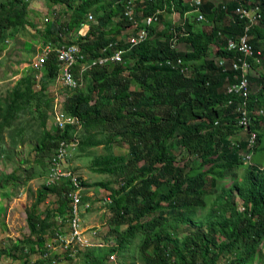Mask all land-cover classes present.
Masks as SVG:
<instances>
[{
    "label": "trees",
    "instance_id": "obj_1",
    "mask_svg": "<svg viewBox=\"0 0 264 264\" xmlns=\"http://www.w3.org/2000/svg\"><path fill=\"white\" fill-rule=\"evenodd\" d=\"M29 1L0 0V51L26 26L35 28L29 18ZM128 1L45 0L63 5L66 10L63 15H68L67 19L54 23L49 35H45V44L77 43L89 59L99 55L100 47L116 41V48L125 49L122 56L133 62L127 68L122 63L94 65L84 75L86 92L83 88L75 90L63 102V109L81 120L79 150L86 154L91 146L101 142L107 150L93 156L91 169L115 177L97 183L108 191L111 199L106 203L111 213L107 219L108 234H115L118 244L110 250L126 253L131 239L139 234L142 235L139 255L143 264H220L226 253L230 254L226 264H264L262 172L251 168L241 179L232 173L233 182L227 187L221 184L227 169L235 167L238 171L242 166L243 159L238 154L246 143L229 131L235 125L231 109L236 101L244 102L250 110L264 107V74L259 80L263 85L260 91L241 97L234 89L227 91L242 79L241 71L232 70L228 64L220 65L211 58L213 45L222 48L220 44L226 42V36L240 33L242 23L220 6L217 9L205 1L207 21L204 23L210 26L209 30L201 31L187 19L183 23L186 32L166 24L162 37H156L154 24L148 38L129 48L130 43L117 37L121 30L134 25L124 15ZM250 1L258 2L264 12V0ZM187 8L184 0H155L136 14L137 27H143L144 18L156 9L179 10L183 17ZM89 12L97 20L86 36L80 35L78 30L87 21ZM115 16L117 22L110 23ZM255 32L258 38L264 37V28ZM111 34L114 36H108ZM176 38L187 49H176L173 46ZM113 49H109L110 54ZM217 53L234 54L223 49ZM179 59L189 66L186 71L178 70ZM45 62L40 80L35 77L36 71L31 70L7 97L0 99V155L8 159L12 158L15 146L26 138H35L37 156L50 157L58 141L69 139L78 125L67 124L57 132L56 128L47 127L53 101L45 91L47 83L55 81L60 63L54 53ZM79 68V64L73 67L76 75ZM133 83L140 89L133 90ZM37 85L39 89L35 91ZM31 111L35 112L32 116L37 119V128L31 127L29 133L31 121L18 120ZM261 119L264 122V115ZM15 122L17 127L10 142L4 129ZM260 123L253 129L259 130ZM96 132L102 133V137H96ZM263 133L259 136L263 137ZM116 138L127 141V154L112 150ZM26 170L27 176L34 175L33 166ZM18 171L19 167L10 173L2 172L0 189L12 184L17 187L22 180ZM68 184L65 180L44 182L42 189L36 190V202L27 209V223L34 238L15 242L7 251L9 257L17 259V251L29 244L40 254L37 264L51 262L46 234L51 230L52 236L59 230L52 219L55 215L62 217L61 223L65 222L69 209L66 194L73 189ZM219 187L221 190L214 194ZM49 194L56 196L58 205L46 209L43 215L36 206ZM90 199L83 195L84 201ZM199 208L208 209L207 213L199 217L196 213ZM181 227L186 234H180ZM46 253L48 256L44 257ZM69 255L70 248H67L64 254L55 256L63 261L69 260ZM107 256L108 253L97 255L91 262L104 264ZM25 262L28 264L29 260L26 258Z\"/></svg>",
    "mask_w": 264,
    "mask_h": 264
},
{
    "label": "rangeland",
    "instance_id": "obj_2",
    "mask_svg": "<svg viewBox=\"0 0 264 264\" xmlns=\"http://www.w3.org/2000/svg\"><path fill=\"white\" fill-rule=\"evenodd\" d=\"M184 5L189 8L190 1L184 0ZM64 8L63 5L50 4L45 2V0L29 1V18L33 20L35 28L26 26L23 30L19 31L15 39H11L6 43L0 51V99L7 97L18 81L30 74V65L34 63L42 53V46L45 44V35H49L51 28L56 21L67 19V13L63 15V12H66ZM137 9L136 5V10ZM193 18L194 13L190 14V19ZM96 20V16L93 15L91 24L96 22ZM117 20V17H115L110 23H116ZM167 23L180 27L182 25L180 13L166 12L164 17H161V21L158 22L155 34L156 37H162L161 31L162 29H165ZM196 25L201 28V31L209 30V26L203 22H197ZM132 30L133 27L125 29V31H123L124 36ZM62 38L65 41L67 40V37L65 36H62ZM177 48L185 50L186 46L184 43H177ZM216 51L217 45H214L211 57H215ZM126 60L129 61L130 59L126 58ZM259 71H261V68H259ZM38 85L35 87V91L39 89ZM131 88L133 90L140 89L134 83ZM84 92H86L85 89ZM45 93L49 98H52V101H54L52 107L53 110H56L61 109L63 105L62 103L68 96L69 91L65 88L63 82L57 78L55 81L47 83ZM51 112L53 111L51 110ZM51 112L48 115L47 127L52 130L56 128V123ZM32 115H35L34 111H31V113L26 112L22 115V118L18 120L21 123H27V120L28 123L31 121L29 133H31V127L32 129L37 128V119L35 117L33 118ZM77 123L82 125L80 122ZM16 127L17 124L15 122L13 126H7L4 129V135L10 142ZM78 134L79 132L77 131V136ZM17 137L18 136H16V138ZM96 137H102V133L96 132ZM170 142L175 143L173 139H170ZM35 144V138H26L23 142H20L15 146L12 151V158L8 159L6 156L2 154L0 155V175L2 172L10 173L19 167L18 172L22 178L17 187H14L12 184L11 186L0 189V264H27V262H25L26 258L29 260L28 264H37L40 259V254L36 247H30L29 244L24 250L17 251V259H13L7 255L8 249H11L15 242L26 238H34V234L30 232L27 223V209L32 207L36 202V190L42 189L44 182L47 183L46 178L49 173L50 165L49 156L36 155L34 149ZM112 150L117 153L127 154V141L116 138ZM106 151L103 142L96 146H91L86 154L79 149L77 151L70 150V154L72 155L68 156L65 162L68 169H73L79 176H81L84 182L88 184L87 186L85 185L86 190L83 191V194L91 197L92 208L83 215L82 221L87 227L97 228L99 230V235L92 239L91 245L83 248L76 247L70 250L69 260L62 261L59 258H56L55 255L64 254L65 249L60 245L56 247L53 246L54 248L52 247L49 249L51 262L46 264H94L91 262L93 257L113 253L110 249L117 247L118 243L115 234H108L110 226L107 223V219L110 217L111 213L103 201V197L107 195L108 191L97 185L100 181L114 180L115 177L104 173H98L91 169L93 156ZM259 154L264 155V148L259 151ZM29 166H33L34 168L33 176H27L26 169ZM234 169L235 168L230 169L229 172ZM230 174L228 171L225 172V178L221 183L225 187L233 182V180H229ZM111 185L113 186V182ZM220 190L221 187H219L214 194L218 193ZM55 200L56 196L54 194L44 196L43 199L37 203V211L44 215L46 209H52L58 205ZM238 202L240 201L238 200ZM207 210L208 209L203 210L199 208L196 213L201 217L207 213ZM52 219H54L55 223L59 226L61 234H63L66 230V219L64 223H61L62 217L60 215H55ZM180 230V234H186L184 233L186 231L183 227H181ZM50 231L46 234L48 242L51 241L53 236H51ZM141 242L142 235L136 234L127 245L126 253L122 254L115 250L118 255V262L123 264H143L139 255V246ZM46 246L48 247L47 244ZM261 246L264 249V244H261ZM229 258L230 254L226 253L225 258L221 259L220 264H226L227 259ZM256 259L259 260L260 258L257 256ZM104 264L111 263L105 260Z\"/></svg>",
    "mask_w": 264,
    "mask_h": 264
},
{
    "label": "clouds",
    "instance_id": "obj_3",
    "mask_svg": "<svg viewBox=\"0 0 264 264\" xmlns=\"http://www.w3.org/2000/svg\"><path fill=\"white\" fill-rule=\"evenodd\" d=\"M155 0H129L126 4V11H124V15L128 16L133 22L134 25L131 26L133 27V30L131 32H134V28H137V30L132 33H127L124 36V33H119L117 34V37L120 38L121 40L124 38L126 43H130V47L135 46L139 44L141 41L145 40L150 36V28L155 24L158 25V22L161 21L159 18L164 17L166 12H169L165 9H156L151 15L146 16L143 20L145 25L141 28L138 29V21L135 19L136 14L139 11H142L143 8H147L151 6V4L154 3ZM190 1V7L187 8L184 16L182 17L181 12L179 10H173V12H178L180 13V18L182 21V25L178 28H180V31L186 32L185 29H183V23L187 19L190 21L194 22L196 25L197 22H206L207 17L204 12V3H212L213 6L215 5L216 8L218 9L219 6L221 7L222 10L226 11L228 14L233 15L238 17L239 21L242 23L241 31L237 35H230L226 36V42L222 45V48L218 44L217 45V51L215 53L214 58L220 65L221 64H228L231 65L232 70H240L241 71V80L239 81L238 84L232 85L231 88H228L227 91H232L234 89L235 91H238L239 95L241 97H247L251 95L253 92H258L262 88V84L259 82L261 80L262 75L264 74V37L258 38L257 33L255 32L256 29L258 28H264V12L261 7V5L256 2V1H250V0H201V4L198 5L199 9L195 7L194 2L195 0H189ZM206 1V2H205ZM138 2H141L143 6L141 7ZM136 5H137V10H136ZM228 8H230V11L228 12ZM140 13V12H139ZM194 13V18L190 19V14ZM92 13L89 12L88 15ZM117 17V16H115ZM113 17V18H115ZM152 18V21L149 22V19ZM93 20V15L92 19H89L88 21V31L90 29L91 21ZM94 24V23H93ZM170 23H167V25ZM205 24V23H204ZM172 25V24H171ZM109 25H107L108 27ZM200 30L201 28L196 25ZM209 26V25H208ZM127 29V28H126ZM210 29V26L209 28ZM87 33L84 35L86 36ZM144 31L145 35L144 37L140 38V34ZM183 32V34H184ZM156 34V33H155ZM108 36H114V34L108 35ZM225 36V35H224ZM92 37V36H91ZM137 37L138 41L136 43L131 42V38ZM124 41V40H123ZM177 38L174 40L173 46L177 48ZM181 43V42H180ZM215 45V44H214ZM213 45V46H214ZM117 43L116 41H109L107 44L104 46L100 47L99 50V55L94 56L93 58L89 59L86 57V55L83 53L82 47L81 51L85 55V59L82 60L81 63H79V70L77 72V75L75 74V77L79 82L81 83V86L73 89H67L69 91V94L67 97L73 94V91L75 90H80L84 89L86 87V81L84 80V75L91 71V68L94 65L97 66H113L115 63H122L125 68L129 67L132 65V59L129 61L126 60L122 56L123 52L125 49L122 48H116ZM186 46V45H185ZM114 48L113 52L110 54L109 49ZM128 48V49H129ZM187 49V48H186ZM220 49H223L227 52H234V54H224V55H219L217 52H219ZM122 51L121 52V60H113L111 57L114 55L117 51ZM180 50V49H178ZM92 61H95V63L91 64ZM78 64V63H77ZM87 66L86 70H82V65ZM178 70L181 72L186 71L187 68H189L188 65H184L182 59H179L178 62L176 63ZM184 65V66H183ZM123 66V67H124ZM259 68H261V71H259ZM74 72V71H73ZM127 73V71H125ZM250 77L256 78L255 81L251 82ZM40 79V78H39ZM66 97V98H67ZM65 101V99H64ZM63 104V103H62ZM228 104L231 105V102L228 101ZM232 106V105H231ZM63 109V105H62ZM53 110V107L49 110V114ZM64 110V109H63ZM65 111V110H64ZM66 112V111H65ZM52 113V112H51ZM67 113V112H66ZM231 113L233 114V117L235 118V125L233 128L229 129L230 132L233 131V136L242 137L245 140V146L239 151V154L241 156L242 160V166L239 168L238 171H236V168L229 172L230 169H227L228 173L232 174L235 173L237 174L238 179L243 178L249 173L251 168H256L258 171L262 172V196H264V155L259 154V151L263 149V144H264V133L263 137L259 136L260 132H264V122L261 119V115H264V107L259 109V110H250L247 105L242 102V101H236L235 105L231 109ZM68 114V113H67ZM70 115V114H69ZM74 117H77L74 115ZM79 119V117H77ZM80 120V119H79ZM232 120V118H231ZM260 123V129L256 130L253 129L255 128L257 123ZM81 123V120H80ZM68 124H78L75 128V132L78 131L80 133L82 129V125L79 123H68ZM82 124V123H81ZM55 132L60 131L59 127L56 126ZM59 129V130H58ZM63 130V129H62ZM74 132V133H75ZM74 135V134H73ZM72 135V136H73ZM70 136V137H72ZM79 141L81 140V136L78 134ZM259 139H262V143H259ZM79 146L75 150H78ZM74 150V151H75ZM250 167V168H249ZM246 168H249L246 170ZM75 172V171H74ZM76 173V172H75ZM230 174V175H231ZM78 175V174H77ZM81 178V176H79ZM48 179V176L47 178ZM64 179H59L55 181H61ZM82 182L84 181L81 178ZM229 180L231 181V177H229ZM52 181V182H55ZM68 182L67 180H65ZM47 184V183H46ZM50 184V183H49ZM84 186V191L86 190L85 185ZM108 195V193H107ZM104 200V197H103ZM92 203L91 200H87ZM106 205V203H105ZM109 255V254H108ZM108 257V256H107ZM106 257V260H107Z\"/></svg>",
    "mask_w": 264,
    "mask_h": 264
},
{
    "label": "built area",
    "instance_id": "obj_4",
    "mask_svg": "<svg viewBox=\"0 0 264 264\" xmlns=\"http://www.w3.org/2000/svg\"><path fill=\"white\" fill-rule=\"evenodd\" d=\"M200 4L201 0H195L194 5L196 8L199 9L198 5ZM89 19H92L91 14L88 15L87 21L82 22V25L78 30V34L85 35L87 33ZM151 21L152 18L149 19V22ZM144 35L145 33L143 31L140 34V38L144 37ZM130 40L132 43H136L138 38L133 37ZM121 52L122 51L120 50L117 51L111 58L113 60H121ZM52 53L55 54L56 60L60 63L56 79H60L67 89H76L80 87L81 83L76 79L73 67L77 65V63H81L82 60L85 59V55L82 53L81 48L77 45V43L66 44L65 42H48L43 45L41 55L30 65V70L34 72L36 71L35 77L37 79L40 78V70H42L46 63L45 61ZM93 63H95V61L91 62V64ZM86 68L87 66L83 64L82 70L84 71ZM52 111L56 126L59 127L60 130L64 129L68 123L80 122L77 117L67 114L62 107L61 109H54ZM78 143L79 137L77 136V131L69 139H60L49 159L50 165L47 184L55 180L64 179L68 181V185L73 189L69 190L66 194L69 207L66 215V230L63 234H61V231L59 230L55 232L51 241L47 242L48 250L53 246L56 247L59 245L64 249L70 248V250L76 247H87L92 244V239L99 235V230L97 228L87 227L82 221L83 215L92 208V203L90 201L83 200L84 186L79 175H77L73 169H68L67 165H65L68 156L72 155L70 154V150L74 151L77 148ZM103 201L104 203H109L111 201L110 196H104ZM47 254L48 253H46L44 257H47ZM107 261L111 264H123L118 262V255L116 251L115 253L113 251V253L108 255Z\"/></svg>",
    "mask_w": 264,
    "mask_h": 264
},
{
    "label": "crops",
    "instance_id": "obj_5",
    "mask_svg": "<svg viewBox=\"0 0 264 264\" xmlns=\"http://www.w3.org/2000/svg\"><path fill=\"white\" fill-rule=\"evenodd\" d=\"M123 31H125V29L121 30L120 33H123Z\"/></svg>",
    "mask_w": 264,
    "mask_h": 264
}]
</instances>
